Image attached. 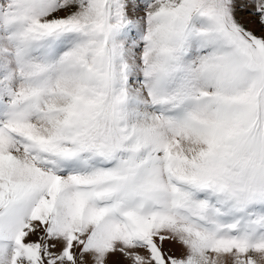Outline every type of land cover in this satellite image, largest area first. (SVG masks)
Listing matches in <instances>:
<instances>
[{
	"label": "snow or ice",
	"instance_id": "obj_1",
	"mask_svg": "<svg viewBox=\"0 0 264 264\" xmlns=\"http://www.w3.org/2000/svg\"><path fill=\"white\" fill-rule=\"evenodd\" d=\"M0 264H264V0H0Z\"/></svg>",
	"mask_w": 264,
	"mask_h": 264
}]
</instances>
